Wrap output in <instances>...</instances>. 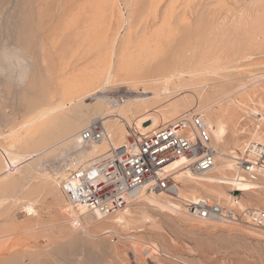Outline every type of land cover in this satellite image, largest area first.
I'll use <instances>...</instances> for the list:
<instances>
[{
  "label": "rangeland",
  "instance_id": "rangeland-1",
  "mask_svg": "<svg viewBox=\"0 0 264 264\" xmlns=\"http://www.w3.org/2000/svg\"><path fill=\"white\" fill-rule=\"evenodd\" d=\"M140 1L133 10L128 0H0V52L6 45L30 56L34 63L23 83L16 73L15 79L0 73V264H264V230L248 223L245 215L251 208L264 210V168L255 170L256 188L243 192L234 185L223 187L240 203L202 194V198L234 210L239 217L235 221L192 215L186 201L173 199L181 205L173 211L140 196L127 206V223L112 224L124 210L108 217L99 213L102 222L91 223L86 209H71L60 190L56 169L70 153L68 148L78 146L72 141L58 143L101 119V103L115 109L109 101L82 96L86 89L77 90L75 85L85 81L97 65H119L121 54L111 52L109 40L115 38L120 46L129 30L136 33L133 45L138 47L131 48L129 60L148 62L149 75L167 72L173 60L187 55V48L193 49L194 66L203 59L231 67L222 72L225 80L216 74L200 75L197 83L187 77V83L183 80L191 85L187 90L171 84L170 95L149 98L145 105L158 109L147 114L159 122L155 129L189 111L207 118L210 111L221 110L227 127L225 147L233 154L241 157L255 133L264 144V119H259L264 115V0ZM99 50H104L103 55ZM70 93L75 102L68 109L37 120L32 126L33 138L16 141V134L27 130L25 125L31 119L61 106ZM105 93L104 99L131 94L119 86L105 89ZM184 98L189 99L179 112H172V106ZM136 113L125 124L128 138L134 129L137 133L155 130L144 128ZM52 146L58 147L47 150ZM43 151L32 160L33 154ZM194 172L198 176L212 173ZM177 174L176 185L184 187L185 181ZM165 193L161 196L169 198ZM18 239L28 240L22 246L27 251L25 263L11 248Z\"/></svg>",
  "mask_w": 264,
  "mask_h": 264
},
{
  "label": "bare ground",
  "instance_id": "bare-ground-1",
  "mask_svg": "<svg viewBox=\"0 0 264 264\" xmlns=\"http://www.w3.org/2000/svg\"><path fill=\"white\" fill-rule=\"evenodd\" d=\"M128 1H129V3L127 2V4H129V6H133V10L138 9V6L141 2L140 0H128ZM149 1H151V0H149ZM41 5L42 4H40V6ZM117 10H118V8H117ZM81 13H82L81 11L78 13V16H80L79 22H80V18H82ZM133 16H134V14L131 16V22L134 21ZM138 16H140V15H138ZM141 17H144V16H141ZM135 19H136V17H135ZM84 36H85V34H84ZM85 37H88V36H85ZM108 38H109V36H108ZM136 38H137L136 33L134 31L129 30L123 36L120 46H118V41L116 42L115 38L113 41L109 40V43H111L110 44L111 52L116 54V53H118L117 51H119L120 52L119 54H121L120 60H122V61L120 62V60L118 58V60L120 62V63H118L119 65L116 67H114V66L113 67L110 66L108 68L104 67L105 68L104 72L101 71V68L102 69H104V68L103 67L99 68V65H97L95 67L94 72L89 71L86 74V77H84L85 81H83V82L78 81V83L75 85L78 87L77 90H80V87H81V89L82 88L86 89L85 92L82 93V96H84V97L94 96V98H96L98 100H105L107 103L109 101V103H111V105L115 109H113L111 107H107L105 104H102V103H101V106L99 105L100 109L102 110V115L100 118H101V120L102 119L105 120V122L108 125L106 128L104 122L102 121V123L104 124V129H105L104 130L105 136H104V138H102V140H100V141H86L83 139V137L81 135V131H82L81 130L79 132V134H72L71 136H68L65 140L58 143L59 145H61V144H63L62 142L72 141V143L74 145L78 146V147H76V149H71L72 147L68 148V149H70V152H73L76 154V156L72 158V165L73 166H76V167L77 166H83L85 168H89V166H92L93 164L95 165L98 162L103 161L104 159L109 157L112 154V152H113L112 150L114 148H118L120 146H123L124 144H127L130 141V138H128L126 136V132L129 133V131L127 130L125 124H129L127 122L130 119V115L134 113V116H135V113L137 111H140L143 114L144 113L146 114L145 116L139 115L140 117H138L137 113H136L137 117H135L136 119L141 120V124L143 125V127L147 128V129L152 128V130H153V128L155 129V127L157 125H159V122L157 120L153 119L152 117L147 116V114H149L153 111L158 112V109H156V108L150 109L149 108L150 105L148 107L147 105H145V103L148 100H151L149 98H152V100L153 99L158 100L165 94L170 95V93H171L170 88L171 87H169V86H171V84L176 85L177 88L179 87V90H187L188 87H190L191 85L189 86V84H186L187 82H186V80H184V78L189 77L190 79H196V80H194V82H196V81L199 82L198 78L200 75L204 76L205 74L206 75L207 74H216V75L220 76L219 80H220V78L225 80L224 78H227V77L224 76L222 74V72L231 70L230 69L231 67L226 65V64L222 65V64L216 63V62H215V64H213V63L209 64V63H206V61L203 59L200 60L198 65L194 66L193 64H194L195 58H194V55L192 54L193 49L189 50L187 48V49H185L187 55L183 56V58H182L180 56L181 53L178 52L179 56H178V54H177V56L179 57V59L181 57V59L180 60L176 59V61L173 60V62L171 63V65L167 69V72H165L164 74H160V75H157L154 73L149 75L148 69L150 67V64L148 62H144V60H143L141 63H139V62L134 61V60L133 61L129 60V58L131 57V56H128V54H130L129 51L133 49L132 48L133 46H135L136 49L138 48V47H136V45H133ZM148 38L149 37H147L146 39H148ZM84 39L85 38L83 37L82 40L85 41ZM150 39H152V38H150ZM144 41H145V39H144ZM152 42H153V40H152ZM137 44H140V43H137ZM104 46H106V44ZM107 46H109V45L107 44ZM191 47H193V46H191ZM135 48L133 49L134 51H135ZM104 50H99L97 52L100 53L101 55H103L102 53ZM18 51H20V50L8 48L5 45L4 49H2V52H0V57L2 58V62L0 61L1 62L0 63V73H2V74L9 73V74H11L10 77H12V79H15L14 73H16L18 76L17 77L18 81L20 83H23L28 76V71L30 73V70L34 66V63L31 60L30 56L27 57V55H26L24 57V56H22L24 54H20V52H18ZM108 51H109L108 48H106V53ZM134 51H131V52H134ZM137 51L138 50H136V52H135V54H137L136 57L139 56L138 55L139 52L137 53ZM182 51H184V50H182ZM105 55H107V54H105ZM81 56L87 58V56L84 55V53ZM1 58H0V60H1ZM133 59H135V58H133ZM4 62H6L7 64ZM95 63L99 64L98 60H96ZM109 65H111V64H109ZM47 70L50 72V74L53 73L52 70L50 69V67H48ZM190 79H189V81H190ZM183 80L186 83H184ZM190 83H192V81H190ZM147 84L155 85V87H151V86L147 87L146 86ZM113 86H119V87L127 88V92H131V94H129V95L127 94V97L121 96L123 98V101L117 100L116 97L113 99H111V98L110 99L109 98L104 99V96L107 95L105 93V89H109L110 87H113ZM197 86L199 87V84ZM240 86H242V85H240ZM84 87H86V88H84ZM176 87H174V88L177 89ZM243 89H244V87H243ZM172 93H174V92L172 91ZM148 94H151V96L147 97ZM188 99L184 98L181 100V102L175 103L172 106L171 111L172 112H179L180 105L184 104L183 102L188 101ZM74 102H75V96H74V94L70 93V97L68 96L65 99H63V104L62 105L60 104L61 106L53 108V109L50 108L52 110H50V109L48 111L46 110L45 113L43 111L42 113H44V114H42V115L40 114L41 116L39 115V117L36 118L35 120L31 119V121L25 125L28 127V129L25 130L24 132H19L16 134V141L17 142H22V141L24 142V140L32 139L34 134H35V130H33L32 126L34 125V123L37 120H40L41 118L45 117L46 115L51 114L53 111H57L60 109L64 110L68 104H72ZM67 109H68V107H67ZM67 109H66V111H67ZM134 110H137V111L133 112ZM220 111H218V112L210 111L207 118H205L203 115L210 131L212 132L211 134H213V136H214L213 145L217 149L216 163L211 170L207 171V172L212 171V173L204 175V176H198L197 174H195L194 171H192L191 167L185 166L184 163H185L186 159L181 158V159L175 161L174 163H172L168 167L169 169H173V173H178L177 176L183 178V180L185 181L184 187H182V186L180 187V186L176 185V191L174 192V193H176V195H171L169 193L167 194V193H165L166 191H160V192L155 191V192L149 193V191H147L145 188H142L138 191H134L131 194V198H132L131 201L134 198H138L140 196H146L153 203H159L162 206L168 207L173 211H178L179 209H181V205L178 202L173 201V199L197 203V202L205 199V198H202L203 193H212L214 195H218L221 197H227L229 200V203L233 202V201L235 203H238L239 201L232 198L229 194H227L224 191L223 187L225 185L226 186L227 185L228 186L234 185L236 187V190H240L243 192H247V191L259 186V182L257 181L258 179L256 177H253L252 175H250L248 173L249 169L246 167L247 164L243 165V161H245V159L247 158L248 159L247 161H250L251 163H253L252 168L254 170L260 169L259 168L260 166L255 164L256 160L253 158V154H254L255 150L252 148L249 149V146L252 142L253 143H262L263 141L261 140V138L257 137L256 133H255V135L253 134L254 136L250 133L253 136L252 138L254 141H251L249 144H247V146L244 150V154L241 157L237 156L236 154H233L234 152L232 150H231L232 151L231 152L229 149H227L225 147L226 146L225 141H226V135H227V127L225 124L224 115ZM186 113H198V112L189 111ZM183 114H185V113H183ZM260 114L258 113V115H260ZM259 119H261V120L264 119V115H262V117L260 116ZM91 122L89 123V125L91 124ZM149 122H150V124H147ZM119 123L122 126H120ZM123 124H124V126H123ZM89 125H87L86 127H88ZM30 126H31V128H29ZM136 128H137V126H136ZM135 132H137V131H135ZM141 133L145 134L146 132H144V133L141 132ZM13 134H15V132ZM132 135H135V134H132ZM129 136H130V133H129ZM12 141H15V140L12 139ZM23 144H25V143H23ZM58 144L56 143V145H58ZM73 144H72V146H73ZM13 146L14 145L11 146L12 149L15 147V146L14 147ZM19 146H20V144H19ZM54 146L50 147L47 150H53V149L58 147V146L57 147H54ZM247 150H250L251 156L246 155ZM45 152L46 151L37 152V153L33 154L32 160H34L35 157L40 156L42 153H45ZM81 155L85 159L84 158L82 159ZM85 156L88 157L89 159L86 158ZM84 160H88V161H84ZM244 171L249 176H247V174L245 175ZM59 172L60 171L56 170L55 175L57 176V173H59ZM207 172H203V173H207ZM263 172H264V170H263ZM56 180H58L57 177H56ZM59 187H60V185H59ZM60 190L62 191L63 195L66 197V194L64 193L63 189L60 188ZM164 193L167 194V197H169V198H166L165 195H164V197H162L161 195ZM66 199H67V197H66ZM67 201H68V199H67ZM68 206L71 209H76V208L72 207L69 204V202H68ZM80 208H83V207H80ZM84 208L86 209V217L91 223H97L101 219H103L104 217L109 216V215H104L101 212L96 211V210H88L86 207H84ZM79 209H77V210H79ZM257 209H260V208H257ZM95 211H96V213H95ZM124 211L127 213L125 214V212H123L122 215L120 214V215L116 216V218H114L113 222L111 219L113 226L116 227L117 225H122L123 223L128 222L129 217L127 214H128L129 208L127 207L126 210H124ZM99 213L101 215H103L104 217L100 218L101 215ZM233 221H235V220H233ZM100 222H102V221H100ZM132 222H134V219ZM247 222H248V220H247ZM107 224H109V223H107ZM25 241L28 242V240H25V239H18L16 241H13L12 242L13 246L11 247V248L15 249L14 254L21 255L22 259L20 261L22 263L26 262V256H27L26 255L27 251L25 252L22 249V246H24ZM10 244H11V242H10ZM9 247L10 246H8V248ZM39 253H40V251H39ZM36 257H39V255H37ZM34 259H32V260H34Z\"/></svg>",
  "mask_w": 264,
  "mask_h": 264
},
{
  "label": "built area",
  "instance_id": "built-area-1",
  "mask_svg": "<svg viewBox=\"0 0 264 264\" xmlns=\"http://www.w3.org/2000/svg\"><path fill=\"white\" fill-rule=\"evenodd\" d=\"M116 99L123 101L121 96ZM104 130L102 120L94 119L82 129L81 135L86 141H100L105 136ZM133 134L127 144L114 148L109 157L89 168L73 166L72 158L76 156L73 152L62 159L56 169L60 171L58 184L72 207L113 215L125 210L132 202L131 194L142 188L149 192L174 193L177 181L173 169L168 167L175 161L185 158V166L199 173L211 170L216 163L217 149L201 113H185L149 133ZM251 148L255 150V164L264 168V144L252 142ZM246 155L251 156L250 150ZM247 160L243 165L247 164L248 173L256 177L253 163ZM187 206L189 213L200 218L221 221L239 218L234 210L209 199L189 202ZM245 215L248 223L264 229L263 209L251 208Z\"/></svg>",
  "mask_w": 264,
  "mask_h": 264
}]
</instances>
